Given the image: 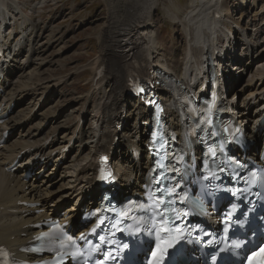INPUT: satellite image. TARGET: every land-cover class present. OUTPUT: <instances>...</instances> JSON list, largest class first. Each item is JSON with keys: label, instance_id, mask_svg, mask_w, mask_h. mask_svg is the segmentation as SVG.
Instances as JSON below:
<instances>
[{"label": "bare ground", "instance_id": "6f19581e", "mask_svg": "<svg viewBox=\"0 0 264 264\" xmlns=\"http://www.w3.org/2000/svg\"><path fill=\"white\" fill-rule=\"evenodd\" d=\"M47 1L0 0V119L4 120L0 125V246L26 260L33 257L21 249L40 232L35 224L54 217L73 225L84 209L100 203L103 190L95 176L101 154L115 156L111 166L118 194L133 195L146 183L151 167L150 160L143 159L148 111L128 96L134 61L143 76L158 81L163 72L197 95L206 70L218 66L227 90L224 101L247 130L248 140L263 137L255 130L264 117V37L259 41L264 20L254 18L259 13L264 18V0H187L180 14H176L177 0H100L104 8L100 55L86 66L90 89L78 96L81 107L72 105L65 126L59 124L43 136L35 125L23 135L21 129L42 115L46 105L42 101L49 93L60 92L67 79L41 77L50 63L46 55L57 43L40 18ZM60 2L53 0L49 6ZM260 4V12L244 25ZM159 9L162 16H157ZM161 23H168L171 30L164 39L176 43L183 35V45H162ZM256 48L263 49L254 55ZM248 73L252 76L244 87L257 89L241 104L235 81ZM157 92L168 104L167 120L181 134L184 124L171 108V93ZM25 102L30 105L24 106ZM23 111L27 113L19 115ZM115 125L122 126L121 133L113 129ZM134 149L141 152L140 161H135ZM54 184L58 186L52 190Z\"/></svg>", "mask_w": 264, "mask_h": 264}, {"label": "rangeland", "instance_id": "374dc122", "mask_svg": "<svg viewBox=\"0 0 264 264\" xmlns=\"http://www.w3.org/2000/svg\"><path fill=\"white\" fill-rule=\"evenodd\" d=\"M186 1L187 0H177L176 3H174L176 7L175 9L177 10L176 14H180V12L183 11V8L187 3ZM240 1L241 0H238L236 3H240ZM20 2L24 3V0H20ZM52 3L53 0H48L46 2V8L44 11H41L40 14L43 15L40 18L42 22H45L44 24L48 27V30L54 33L57 43L54 44V47L46 55V58L49 57L47 60L50 63L48 64L49 66L47 70L41 77H65L67 78L66 80L68 82L65 83L66 86H64V88L62 87L63 89H61L60 92L56 94H48V96L42 101L46 102V105L41 111L42 115L33 119L32 121H34V123L31 125L26 124L21 129L22 134H26L29 128L35 125H39L42 135L51 132L52 129L59 126V124L61 126L67 125L68 121H65V118L72 112L71 110L73 106L75 108L81 107V105L78 104V96L86 94V92H88L90 89L89 83L87 81L89 77V71L87 70L88 68H86V66L88 67V65H90L98 57L97 55H100L99 35L103 31L101 24L103 22L102 18L104 17V8L100 3V0H85L84 2L83 0H61V2L56 7H50L49 5ZM261 7L262 5L260 4L258 9L252 12V15L248 14V16L245 18L246 23L244 22V25L247 24V21L252 19L255 12L256 14L260 12L262 9ZM240 12L241 11H239L238 14ZM29 13L31 14V11H29L28 14ZM157 16H162L161 9H159ZM157 19L161 21V18ZM254 19H259L261 20L260 22L264 20L261 13H259V15H257V17ZM161 27L162 39L160 42L162 45L168 44L173 48H177L178 44L183 45V35L181 39L174 43L169 41V39H164V36L166 37L171 35V30L168 28V23H161ZM8 28H11V26H8ZM263 37L264 34L260 37L259 41H263ZM256 49H258V51L254 55L259 54L263 48ZM181 52L182 51H180V53ZM179 57H181V55L178 56V58ZM60 64H62V66ZM249 76H252L251 73H248L244 77V80H240L238 84L237 98L241 103L244 102L243 100H245L248 95L255 90V87L244 88V85H246L247 81L250 79ZM60 100H62V102ZM67 100H69L70 103ZM23 105L26 106V104ZM29 105L30 104H27V106ZM55 109L56 111H54ZM25 112L27 113V111ZM25 112L21 113L20 115L22 116V114H26ZM48 114L52 116L48 117ZM76 114L77 113H74L73 115ZM62 120H64V122H61ZM87 148L89 149V146ZM42 174H47V171H42ZM57 186L58 184H55L52 190L57 189Z\"/></svg>", "mask_w": 264, "mask_h": 264}]
</instances>
